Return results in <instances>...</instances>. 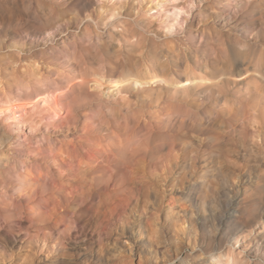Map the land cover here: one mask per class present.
<instances>
[{"label": "rangeland", "instance_id": "1", "mask_svg": "<svg viewBox=\"0 0 264 264\" xmlns=\"http://www.w3.org/2000/svg\"><path fill=\"white\" fill-rule=\"evenodd\" d=\"M91 1L0 0V216L27 228L38 212L75 237L93 202L113 218L154 204L197 246L206 228L215 258L264 264L238 237L264 220V99H244L245 83L264 95V60L230 52L264 44L260 23L235 15L241 0ZM228 68L212 98L202 84ZM58 236L45 227L40 257Z\"/></svg>", "mask_w": 264, "mask_h": 264}, {"label": "clouds", "instance_id": "2", "mask_svg": "<svg viewBox=\"0 0 264 264\" xmlns=\"http://www.w3.org/2000/svg\"><path fill=\"white\" fill-rule=\"evenodd\" d=\"M188 7L195 10L197 0H189ZM241 12L253 26L259 20L260 36L264 38V0H241L235 15ZM90 207L93 212L81 216L82 227L75 237L67 229L60 231L64 220L50 223L38 212L33 213L27 228L17 223L22 219L19 215L0 216V264H216L206 228L197 246L192 243L194 225L189 228L188 221L176 217L175 222H182L187 231L174 229L173 215L160 220L154 204L151 208L145 205L143 211L124 207L116 218L94 215L95 202ZM144 217H148L147 222ZM67 223L75 229L70 219ZM45 227L59 232V236L50 252L40 257Z\"/></svg>", "mask_w": 264, "mask_h": 264}, {"label": "bare ground", "instance_id": "3", "mask_svg": "<svg viewBox=\"0 0 264 264\" xmlns=\"http://www.w3.org/2000/svg\"><path fill=\"white\" fill-rule=\"evenodd\" d=\"M85 3L93 4V1L85 0ZM255 23H260V22H259V20H257V21H255ZM250 24H252V23H250ZM136 45H140L141 48L146 47V46H143V44L141 43V41L139 39L136 40ZM235 51H238V56L242 57L243 61H248L249 64H252V63L255 62L256 65L258 66L261 63V61L264 60V44H259L258 46H249V50H247L245 52L239 50L238 48H235L234 45H230V52H233V54H236ZM232 62H233V65L235 67H237V69L241 68L237 64V61H235L233 58H232ZM242 67L244 68V66H242ZM188 70H189V67L186 68V71H187L186 80L187 81L190 80V74H189ZM172 71L174 72L175 75L177 74V76L180 77L179 73L177 71H175L174 68H172ZM231 72H232V70H230L229 68L226 71H223L222 75L219 78H217L220 81H218L216 83H213V80L216 78V76L214 74H212L210 76L211 77L210 79H208V77H207L208 82H205V83L202 84L204 86V90H209L212 98H213V95H215V90L219 91L220 95L222 97H224L226 95L229 87H230V84H231V79H228V78L224 79V76H226V75L232 76L233 73H231ZM245 74H248V71L246 73H241L240 72L238 74V76L241 78V77H244ZM162 78L165 80V82H168L167 81V73ZM225 80L227 81L226 84H225ZM138 82H143V85H142L143 87L146 86L147 88H150V89L152 88V84H150V82H148L146 79H143V78L142 79H138ZM171 83L179 85V84H181V81H175L173 79L171 81ZM138 86H139V84H138ZM195 86H199V85L195 84ZM124 87L125 88H132L131 82H127L126 86H124ZM187 88H188L187 86L183 87L184 90L187 89ZM244 88H245L244 89V92H245L244 99H246L248 101H252L255 98L259 99V100L264 99V95H263L261 86L258 85V83H256L254 88H251V84L245 83ZM174 91H179V89L175 88ZM240 92H241V89H240ZM200 93H202V92H200ZM196 94H198V93H196ZM191 97H192V95H190L188 97H184L182 99L187 102ZM175 99H177L176 98V94H175ZM188 131L189 132H195L197 134H207V132H206V130L204 128V125L203 124H199V123H192L190 128H188ZM179 140L181 142H183V143H189V137L187 136V134L181 135L179 137ZM201 141L203 143H206L207 139L206 138L205 139H201ZM229 214L232 217H238V215L235 214L234 212H230ZM252 223H253V221H252ZM254 224H255V228H253L252 226H249V225H251V224H249L248 225L249 227L246 226L248 229L245 230V231H242L240 234H238V237L239 238L243 237V240H242V241H244L243 242L244 247H242L243 250H245V251L256 250L257 254H260V252H261L260 247H262V248L264 247V220L263 219L261 221L258 220ZM249 231H251V232H249ZM236 244H239V239L236 241ZM236 254H239V253H236ZM233 255H235V254H233ZM231 257L232 256H230V259H228L227 257H226V259H223V258H225L224 255H223L222 258H221V255H219L218 258H215V262H216V264H235L236 260H234L233 258H232L233 260H231ZM234 258L236 259L237 257H234ZM237 261H238V259H237Z\"/></svg>", "mask_w": 264, "mask_h": 264}]
</instances>
